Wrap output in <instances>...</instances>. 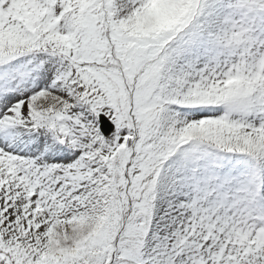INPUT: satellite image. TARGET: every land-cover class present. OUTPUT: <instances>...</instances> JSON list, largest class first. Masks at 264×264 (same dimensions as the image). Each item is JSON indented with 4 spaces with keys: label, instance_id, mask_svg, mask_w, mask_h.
Wrapping results in <instances>:
<instances>
[{
    "label": "snow or ice",
    "instance_id": "6c2138e0",
    "mask_svg": "<svg viewBox=\"0 0 264 264\" xmlns=\"http://www.w3.org/2000/svg\"><path fill=\"white\" fill-rule=\"evenodd\" d=\"M0 264H264V0H0Z\"/></svg>",
    "mask_w": 264,
    "mask_h": 264
}]
</instances>
